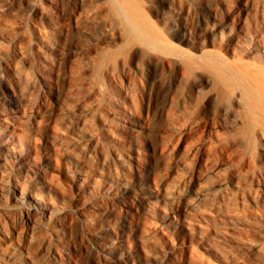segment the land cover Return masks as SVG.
<instances>
[{
  "label": "rangeland",
  "instance_id": "374dc122",
  "mask_svg": "<svg viewBox=\"0 0 264 264\" xmlns=\"http://www.w3.org/2000/svg\"><path fill=\"white\" fill-rule=\"evenodd\" d=\"M2 134L0 264H264V0H0Z\"/></svg>",
  "mask_w": 264,
  "mask_h": 264
},
{
  "label": "bare ground",
  "instance_id": "6f19581e",
  "mask_svg": "<svg viewBox=\"0 0 264 264\" xmlns=\"http://www.w3.org/2000/svg\"><path fill=\"white\" fill-rule=\"evenodd\" d=\"M133 122V121H132ZM135 123L132 124L130 127H128L129 130L131 131H134L135 129ZM9 145H7V142H6V136H4L3 134L0 135V150L2 152H4V154H6L7 156H10L12 158H14V160L17 161V163H19L21 166H23L24 168H28V169H32L33 168V165L32 163L28 160L27 157L21 155V154H18L16 152H14L13 150H9ZM139 165V163L137 162L136 163V167ZM81 179V178H80ZM16 182L19 181L17 178L15 179ZM12 180H8V179H5V178H2V176H0V185L3 186V184H6V183H10ZM34 185L38 186V185H49V184H46L47 183V180L46 178H41L40 180L39 179H35L33 182H32ZM10 186V185H9ZM8 187V185H7ZM34 187V186H33ZM5 188V187H4ZM3 188V190H4ZM2 189V188H1ZM0 189V190H1ZM6 189V188H5ZM25 187H21V190L19 193L20 195H18L17 197L20 198V199H23L25 196H26V193H25ZM2 190V191H3ZM19 191V190H18ZM39 197V196H38ZM37 197V198H38ZM139 197V196H138ZM36 198V197H35ZM39 199V198H38ZM127 226V225H126ZM116 227L113 226V222L112 220H107L105 223H104V226L102 227V232H100L99 234L96 235L97 237V240L99 241V243H102V242H107V241H112L113 240V237L115 238L113 241L115 240H118L119 237H121V235L123 234H126V230L124 229H119V230H115ZM130 228V227H129ZM114 233V235H113ZM123 237V236H122ZM98 243V242H97ZM121 244V243H120ZM145 260H147L145 258ZM57 264H60L61 263V260H56ZM156 264V262H155Z\"/></svg>",
  "mask_w": 264,
  "mask_h": 264
}]
</instances>
